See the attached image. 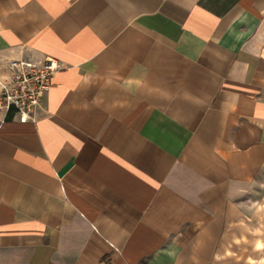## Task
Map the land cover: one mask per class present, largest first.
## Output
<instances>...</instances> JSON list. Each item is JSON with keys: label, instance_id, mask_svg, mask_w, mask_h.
I'll use <instances>...</instances> for the list:
<instances>
[{"label": "crops", "instance_id": "0c3cea01", "mask_svg": "<svg viewBox=\"0 0 264 264\" xmlns=\"http://www.w3.org/2000/svg\"><path fill=\"white\" fill-rule=\"evenodd\" d=\"M0 264H264V0H0Z\"/></svg>", "mask_w": 264, "mask_h": 264}, {"label": "built area", "instance_id": "2783aa9c", "mask_svg": "<svg viewBox=\"0 0 264 264\" xmlns=\"http://www.w3.org/2000/svg\"><path fill=\"white\" fill-rule=\"evenodd\" d=\"M63 69L56 59L41 62L11 60L0 76V111L12 113L20 123H36L43 97L50 90L53 75Z\"/></svg>", "mask_w": 264, "mask_h": 264}]
</instances>
